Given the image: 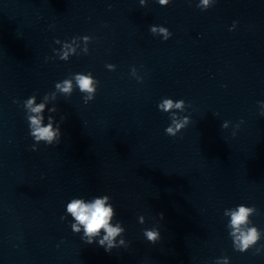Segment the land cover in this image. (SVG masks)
I'll use <instances>...</instances> for the list:
<instances>
[{"label": "water", "instance_id": "1", "mask_svg": "<svg viewBox=\"0 0 264 264\" xmlns=\"http://www.w3.org/2000/svg\"><path fill=\"white\" fill-rule=\"evenodd\" d=\"M198 3L0 0V264H264V0ZM84 35L87 55L45 59L60 48L54 40ZM78 72L99 81L95 98L58 95L48 107L65 117L60 142L32 151L13 101L36 94L38 103ZM162 97L188 106L175 138L164 133ZM97 195L111 197L127 248L105 252L73 234L70 217L61 221L71 198ZM239 204L256 207L248 227L262 232L244 253L224 215ZM153 226L155 244L143 237Z\"/></svg>", "mask_w": 264, "mask_h": 264}, {"label": "clouds", "instance_id": "2", "mask_svg": "<svg viewBox=\"0 0 264 264\" xmlns=\"http://www.w3.org/2000/svg\"><path fill=\"white\" fill-rule=\"evenodd\" d=\"M160 6H167L170 0H156ZM141 6L145 5V0H139ZM215 3V0H199L196 5L201 11H205ZM110 7V6H109ZM236 27L234 21L229 31ZM149 31L153 36H160L164 41H167L172 33L163 26L151 25ZM92 37L88 35L73 36L70 40L61 41L54 40L55 44L60 45L59 49L53 48V56L46 57V60L58 58L60 61L67 62L71 56H79L81 53L88 54V44L91 42ZM77 49L80 51L78 52ZM105 67L109 71L115 70V65L106 64ZM130 75L137 79L139 82L142 78L137 75V69L133 67ZM99 81L95 79L91 72H78L70 74L67 78L58 81L54 84V90L45 93L40 102L37 101L36 94L30 95L22 102L13 101L19 104L23 110L28 127V135L32 138L33 144L31 150L36 151L37 145L43 143L46 146L56 145L61 139V123L65 117L61 116L57 121L55 113L57 107L53 104L52 107L48 105L57 99L58 95L65 98L71 96L74 89H78L82 94V99L85 104L89 103L95 98ZM258 105L264 108V102L258 101ZM186 107L183 99L173 100L172 98L162 97L157 104L158 111L168 114L170 123L164 129L165 135L169 137H177L189 123V117L182 115ZM47 111V123H45L44 113ZM260 115L264 116V111H260ZM229 121H224L221 124L222 129L229 127ZM240 123H243L241 121ZM235 129L239 128V124L234 126ZM236 132L233 131L232 135L235 136ZM258 214L255 206H246L239 204L233 208L226 209L224 215L229 217L227 227L231 229L228 233L232 240V246L235 251L244 253L249 250V246H255L261 239L262 232L256 226L248 227L251 221L248 219L251 214ZM163 218V213H159ZM116 211L111 203V197L108 195H97L89 199L83 197L71 198L64 207V215H61V221L66 217L71 218L70 228L73 234H80V239L86 244H93L94 242L103 247L105 252H111L114 248L124 247L127 248L128 244L123 238L125 228L122 222L115 220ZM138 223L143 225L145 217L140 215ZM143 237L147 242L155 244L160 239L158 229L153 226L152 228L143 230ZM119 238V239H118ZM259 248L256 249L258 253ZM228 257L223 256L216 260V264H228Z\"/></svg>", "mask_w": 264, "mask_h": 264}]
</instances>
